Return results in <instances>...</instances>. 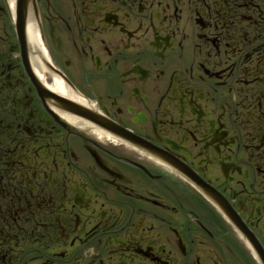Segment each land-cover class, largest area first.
<instances>
[{"label":"flooded vegetation","instance_id":"obj_1","mask_svg":"<svg viewBox=\"0 0 264 264\" xmlns=\"http://www.w3.org/2000/svg\"><path fill=\"white\" fill-rule=\"evenodd\" d=\"M0 264H264V0H0Z\"/></svg>","mask_w":264,"mask_h":264}]
</instances>
